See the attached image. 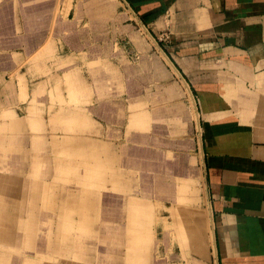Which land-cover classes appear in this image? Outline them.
I'll return each mask as SVG.
<instances>
[{"label": "crops", "instance_id": "obj_1", "mask_svg": "<svg viewBox=\"0 0 264 264\" xmlns=\"http://www.w3.org/2000/svg\"><path fill=\"white\" fill-rule=\"evenodd\" d=\"M0 139V264H264V0H0Z\"/></svg>", "mask_w": 264, "mask_h": 264}, {"label": "water", "instance_id": "obj_2", "mask_svg": "<svg viewBox=\"0 0 264 264\" xmlns=\"http://www.w3.org/2000/svg\"><path fill=\"white\" fill-rule=\"evenodd\" d=\"M138 19V18H137ZM139 20V19H138ZM140 22V20H139ZM141 23V22H140ZM141 25L143 26V28L146 30V32L148 33V35L151 37V39L153 40V42H155V44L158 46V48L162 51V53L165 55V57L167 58V60L170 62V64L176 69V67L173 65V63L171 62V60L168 58V56L166 55V53L164 52V50L161 48V46L159 45V43L157 42V40H155V38L149 33V31L147 30V28L141 23ZM176 71L178 72V70L176 69ZM178 74L181 76V74L178 72ZM182 77V76H181ZM183 79V78H182ZM183 81L185 82V84L187 85V87L189 88L187 82L183 79ZM191 91V90H190ZM193 98V96H192ZM196 111H197V115H198V110L196 107ZM199 129H200V122H199ZM202 150H203V145H201ZM214 234V238H215V233ZM215 254H216V262L217 264H219L218 261V255H217V249H215Z\"/></svg>", "mask_w": 264, "mask_h": 264}, {"label": "rangeland", "instance_id": "obj_3", "mask_svg": "<svg viewBox=\"0 0 264 264\" xmlns=\"http://www.w3.org/2000/svg\"><path fill=\"white\" fill-rule=\"evenodd\" d=\"M144 31H145V29H143ZM144 31H142L143 32V34L146 36V32L144 33ZM147 39H148V41H151V38L149 39L148 37H147ZM155 47V46H154ZM156 48V47H155ZM119 195V197H118V202L119 203H122V199H123V195L122 194H118ZM54 211V210H53ZM24 238H21V240H23ZM159 244H161V236L159 237ZM23 244V245H22ZM27 247V241L26 240H23V242H21V249H25ZM26 254H27V252H25V253H23L22 254V251H21V254H18V253H14L13 254V256H21V260H23L22 258H24V257H26ZM27 258V257H26ZM40 260H42L43 261V259H39V262H40ZM23 262V264H27V260H25V261H22ZM42 263V262H41ZM40 263V264H41Z\"/></svg>", "mask_w": 264, "mask_h": 264}, {"label": "bare ground", "instance_id": "obj_4", "mask_svg": "<svg viewBox=\"0 0 264 264\" xmlns=\"http://www.w3.org/2000/svg\"><path fill=\"white\" fill-rule=\"evenodd\" d=\"M0 140H1V139H0ZM0 142H1V141H0ZM18 142H19V141H18ZM76 142H77V141H76ZM11 144H12V143H11ZM98 150H99V149H98ZM1 156H2V155H1ZM1 156H0V157H1ZM13 165H14V163H13ZM14 166H15V165H14ZM14 166H13V167H14ZM1 167H2V166H1ZM1 167H0V168H1ZM14 168H15V167H14ZM3 188H4V187H3ZM3 204H4V203H3ZM128 215H129V214H128ZM11 222H12V221H11ZM4 225H5V224H4ZM9 226H10V225H9ZM9 226H8V227H9ZM1 228H3V227H1ZM66 228H67V227H66ZM6 229H7V228H6ZM0 231H2V230H0ZM4 231H5V230H4ZM4 231H3V232H4ZM15 234H16V233H15ZM8 236H9V235H8ZM65 241H66V240H65ZM137 242H138V241H137ZM134 243H135V242H134ZM136 244H138V243H136ZM139 244H140V243H139ZM132 245H133V244H132ZM138 246H139V245H138ZM138 246H137V247H138ZM42 249H43V248H42ZM138 252H139V250H138Z\"/></svg>", "mask_w": 264, "mask_h": 264}]
</instances>
